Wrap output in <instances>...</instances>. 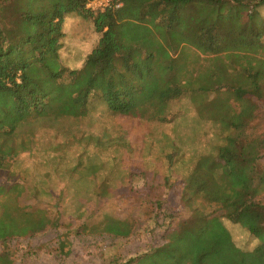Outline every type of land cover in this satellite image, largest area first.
Instances as JSON below:
<instances>
[{"label":"trees","instance_id":"16d2710c","mask_svg":"<svg viewBox=\"0 0 264 264\" xmlns=\"http://www.w3.org/2000/svg\"><path fill=\"white\" fill-rule=\"evenodd\" d=\"M92 1L0 0V177L33 149L35 129L23 130L32 123L78 124L100 109L108 117L166 126L175 119L170 103L186 96L194 115L216 131L217 144L190 156L179 193L169 183L175 137L162 133L154 140L171 152L169 176L145 192L126 187L130 172L120 166L122 144L103 147L87 137L115 157L74 159L70 181L91 185L89 202H78V217L89 216L76 234L127 240L138 230L134 217L95 219L91 201H111L121 190L149 223L151 207L159 209L170 190L181 210L167 216L164 243L114 264H264V178L258 177L255 191L246 189L253 161L236 140L245 127L243 112L257 109L259 102L264 107V18L259 14L264 0H111L101 13L86 9ZM68 16L90 22L99 35L74 70L59 60ZM62 141L64 148L80 144L72 131ZM40 194L51 195L47 188L0 185V246L56 228L59 219L50 218L47 209L20 201ZM224 221L247 232L254 247L239 248ZM0 264H13L7 252L0 253Z\"/></svg>","mask_w":264,"mask_h":264},{"label":"rangeland","instance_id":"374dc122","mask_svg":"<svg viewBox=\"0 0 264 264\" xmlns=\"http://www.w3.org/2000/svg\"><path fill=\"white\" fill-rule=\"evenodd\" d=\"M259 10L260 16L264 18V6ZM64 21L59 60L64 67L74 70L96 46L99 35L94 32L90 22L80 17L72 16ZM262 42L264 44V39ZM262 57L264 58V54ZM258 104L257 109L243 112L245 127L236 138L245 157L253 161L252 178L245 184L250 191L257 189L259 176L264 178V107L262 103ZM169 109L175 119L173 124L166 126L129 118L108 117L101 114L100 109H94L78 124L61 121L53 124L52 128L40 127L38 123L25 127L23 130L35 129V145L29 153L21 154L0 177V185L17 183L35 190L49 189L50 196L40 194L36 199L25 197L20 198V201L29 208L47 209L50 218H58L59 222L56 228H49L34 237L13 239L5 246H0V253L7 252L13 264H114L123 263L142 251L162 245L164 229L169 221L167 216L181 210L178 196L174 192H165L164 203L159 209L151 207L153 219L149 223L137 214L138 207L135 204L124 200L125 193L121 190L111 201L96 204L91 201L90 206L94 212L91 216L95 219L106 214L121 218L134 217L137 232L127 240H118L106 236L82 235L80 232L76 234L79 226L89 216L84 214L83 218L78 217V202L90 200L87 188L91 185L84 183L78 187L70 178L76 165L74 159L78 156L82 157L84 163L87 159L100 161L115 157L107 149L90 145L87 137H91L100 141L103 147L106 142L122 144L119 149L120 166L130 172L126 187L140 192L147 191L150 186L157 187L162 176L168 175L166 170L170 162L166 155L171 152L161 149L163 143L157 144L154 140L165 133L176 138L177 155L171 160V164L175 161L176 164L168 176L169 183H173V190L178 194L181 179L188 171L190 156L195 155V152L198 155L217 144L214 137L216 131L210 123L203 122L194 115L186 96L172 101ZM68 131L75 134L76 141L80 144L71 143L65 148L61 146L64 134ZM51 146L57 147V151L44 153ZM76 169L77 174L80 169ZM182 216L186 217L187 213L182 211ZM224 223L239 248L247 251L254 247L255 241L247 232L229 222Z\"/></svg>","mask_w":264,"mask_h":264},{"label":"built area","instance_id":"2783aa9c","mask_svg":"<svg viewBox=\"0 0 264 264\" xmlns=\"http://www.w3.org/2000/svg\"><path fill=\"white\" fill-rule=\"evenodd\" d=\"M111 0H94L86 5V9L92 13H101L110 6Z\"/></svg>","mask_w":264,"mask_h":264},{"label":"crops","instance_id":"0c3cea01","mask_svg":"<svg viewBox=\"0 0 264 264\" xmlns=\"http://www.w3.org/2000/svg\"><path fill=\"white\" fill-rule=\"evenodd\" d=\"M71 17H72V16H68V17H66L64 20H66V19H68V18H71ZM63 24H65V21L63 22ZM62 32H63V31H62ZM63 35H64V33H63ZM98 39H99V38H98ZM98 39H97V41H98ZM89 53H90V52H89ZM89 53H88V54H89ZM88 54H87V55H88ZM87 55H86V56H87ZM86 56H85V57H86ZM82 63H83V60H82V62L80 63V66H79L77 69H79V68L81 67Z\"/></svg>","mask_w":264,"mask_h":264}]
</instances>
